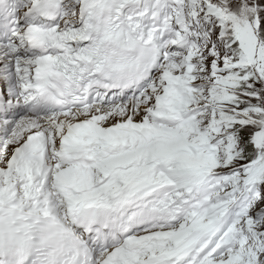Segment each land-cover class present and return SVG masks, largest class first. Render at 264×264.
<instances>
[{"label":"snow or ice","instance_id":"snow-or-ice-1","mask_svg":"<svg viewBox=\"0 0 264 264\" xmlns=\"http://www.w3.org/2000/svg\"><path fill=\"white\" fill-rule=\"evenodd\" d=\"M0 264H264V0H0Z\"/></svg>","mask_w":264,"mask_h":264}]
</instances>
